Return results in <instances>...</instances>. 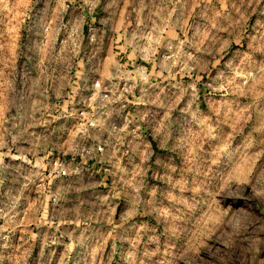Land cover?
I'll list each match as a JSON object with an SVG mask.
<instances>
[{
    "label": "rangeland",
    "instance_id": "374dc122",
    "mask_svg": "<svg viewBox=\"0 0 264 264\" xmlns=\"http://www.w3.org/2000/svg\"><path fill=\"white\" fill-rule=\"evenodd\" d=\"M0 264H264V0H0Z\"/></svg>",
    "mask_w": 264,
    "mask_h": 264
},
{
    "label": "built area",
    "instance_id": "2783aa9c",
    "mask_svg": "<svg viewBox=\"0 0 264 264\" xmlns=\"http://www.w3.org/2000/svg\"><path fill=\"white\" fill-rule=\"evenodd\" d=\"M97 84H99V83H97ZM102 90H103L104 92L106 91L105 89H102ZM95 148H96L97 151H102L103 146L100 145V144H97ZM60 172H61L62 174H65V170H64V169H60Z\"/></svg>",
    "mask_w": 264,
    "mask_h": 264
}]
</instances>
